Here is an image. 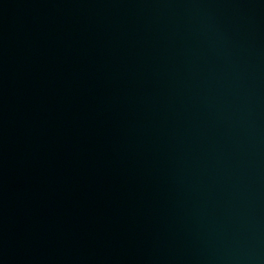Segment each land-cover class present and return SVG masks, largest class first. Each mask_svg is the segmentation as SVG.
Returning a JSON list of instances; mask_svg holds the SVG:
<instances>
[{
  "label": "water",
  "instance_id": "1",
  "mask_svg": "<svg viewBox=\"0 0 264 264\" xmlns=\"http://www.w3.org/2000/svg\"><path fill=\"white\" fill-rule=\"evenodd\" d=\"M0 264H264V0H0Z\"/></svg>",
  "mask_w": 264,
  "mask_h": 264
}]
</instances>
